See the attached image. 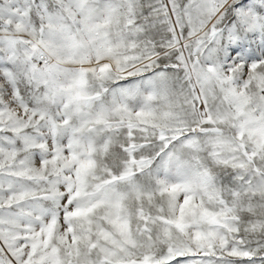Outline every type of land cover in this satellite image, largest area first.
Masks as SVG:
<instances>
[{"label":"snow or ice","instance_id":"snow-or-ice-1","mask_svg":"<svg viewBox=\"0 0 264 264\" xmlns=\"http://www.w3.org/2000/svg\"><path fill=\"white\" fill-rule=\"evenodd\" d=\"M0 264H264V0H0Z\"/></svg>","mask_w":264,"mask_h":264}]
</instances>
